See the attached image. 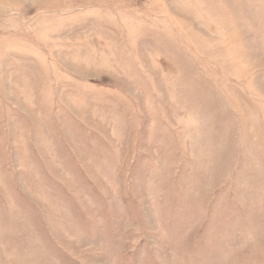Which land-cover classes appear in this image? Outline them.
<instances>
[{
	"label": "rangeland",
	"instance_id": "1",
	"mask_svg": "<svg viewBox=\"0 0 264 264\" xmlns=\"http://www.w3.org/2000/svg\"><path fill=\"white\" fill-rule=\"evenodd\" d=\"M0 264H264V0H0Z\"/></svg>",
	"mask_w": 264,
	"mask_h": 264
}]
</instances>
